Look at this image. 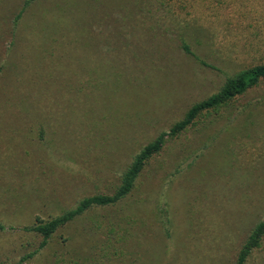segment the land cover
Returning a JSON list of instances; mask_svg holds the SVG:
<instances>
[{
    "label": "rangeland",
    "instance_id": "1",
    "mask_svg": "<svg viewBox=\"0 0 264 264\" xmlns=\"http://www.w3.org/2000/svg\"><path fill=\"white\" fill-rule=\"evenodd\" d=\"M24 1L0 0V264L37 247L22 226L111 193L145 143L264 61V0ZM263 217L261 80L21 264H232ZM243 264H264V237Z\"/></svg>",
    "mask_w": 264,
    "mask_h": 264
},
{
    "label": "trees",
    "instance_id": "2",
    "mask_svg": "<svg viewBox=\"0 0 264 264\" xmlns=\"http://www.w3.org/2000/svg\"><path fill=\"white\" fill-rule=\"evenodd\" d=\"M27 2L28 0L24 1V3ZM182 47L187 53L190 52L184 43L182 44ZM261 80H264V61L244 68L235 75L228 77L217 91L191 104L182 118L171 124L168 129L158 132L152 140L145 143L137 152H135L126 168L121 172L119 183L111 193H95L83 196L77 200L74 206L57 215L44 220L35 218L30 225L22 226V230L38 234L40 236V241L33 251L20 257L16 264H21L24 259L44 246L47 239L58 227L81 214L86 209L95 206L114 204L122 199L132 189L135 179L146 161L160 150L166 137L176 136L192 123L193 119L200 113L222 106L233 99L236 95L243 93L248 87ZM5 228V225L0 222V230ZM9 228H11V226ZM263 237L264 217L258 220L249 230L241 243L236 258L232 264H243L251 251L260 245Z\"/></svg>",
    "mask_w": 264,
    "mask_h": 264
}]
</instances>
